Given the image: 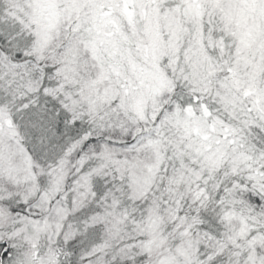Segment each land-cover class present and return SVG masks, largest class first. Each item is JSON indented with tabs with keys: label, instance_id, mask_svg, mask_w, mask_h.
<instances>
[{
	"label": "snow or ice",
	"instance_id": "obj_1",
	"mask_svg": "<svg viewBox=\"0 0 264 264\" xmlns=\"http://www.w3.org/2000/svg\"><path fill=\"white\" fill-rule=\"evenodd\" d=\"M0 264H264V0H0Z\"/></svg>",
	"mask_w": 264,
	"mask_h": 264
}]
</instances>
